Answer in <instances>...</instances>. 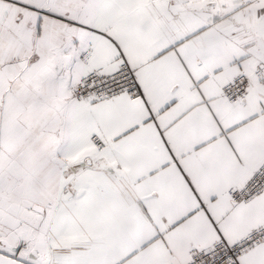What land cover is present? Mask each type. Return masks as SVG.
I'll return each instance as SVG.
<instances>
[{
    "label": "snow or ice",
    "instance_id": "obj_1",
    "mask_svg": "<svg viewBox=\"0 0 264 264\" xmlns=\"http://www.w3.org/2000/svg\"><path fill=\"white\" fill-rule=\"evenodd\" d=\"M0 264H264V0H0Z\"/></svg>",
    "mask_w": 264,
    "mask_h": 264
}]
</instances>
